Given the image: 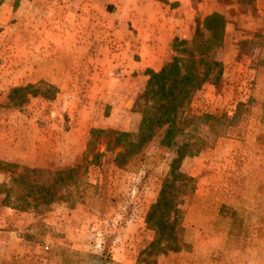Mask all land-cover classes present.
Masks as SVG:
<instances>
[{
  "label": "rangeland",
  "instance_id": "rangeland-1",
  "mask_svg": "<svg viewBox=\"0 0 264 264\" xmlns=\"http://www.w3.org/2000/svg\"><path fill=\"white\" fill-rule=\"evenodd\" d=\"M263 12L264 0H0V264H264ZM210 13L225 21L221 73L183 118L225 115L226 126L237 103L241 114L177 164L186 180L165 200L183 249L145 250L144 215L172 155L152 141L118 167V149L90 131L135 134L152 70L138 69L134 44L152 32L163 66ZM170 24L184 36L169 37ZM26 184L39 189L25 197L38 214L11 208Z\"/></svg>",
  "mask_w": 264,
  "mask_h": 264
},
{
  "label": "trees",
  "instance_id": "trees-1",
  "mask_svg": "<svg viewBox=\"0 0 264 264\" xmlns=\"http://www.w3.org/2000/svg\"><path fill=\"white\" fill-rule=\"evenodd\" d=\"M224 25V19L217 13H210L200 20H195L190 39L175 41L171 45L175 55L170 61L157 72H147L141 102L135 103L140 112L139 126L135 134L113 130L90 131L91 137L96 134L103 137L105 151L118 149L113 157V162L118 167L122 165L123 159L139 155L152 141H156L159 147L172 155L168 170L161 179L159 193L144 215L143 222L153 233L152 240L145 250L157 248L161 242L166 243L169 251L183 249L182 227L179 219L172 217L174 210H171V204L165 200L166 193L178 190L186 180L178 171L177 164L182 157L195 155L209 146L215 138L224 134L225 127L241 114L243 104L237 103L226 126L225 115L215 118L212 115L200 114L192 115L188 119L183 118L192 94L203 83L208 80L214 83L220 76L221 65L213 58V50L221 42ZM99 156L100 154L93 156L94 163ZM21 177L17 175L12 181H18ZM33 188L38 189L36 185L26 184L25 194H22L17 204L11 208L18 211L31 208L37 214L43 211L39 208L40 204L31 205L25 198ZM46 190L45 195L49 197L44 202H50L51 192L48 188ZM6 197L5 194L2 201H5ZM32 199L36 200L34 197ZM36 226H39L38 222Z\"/></svg>",
  "mask_w": 264,
  "mask_h": 264
},
{
  "label": "crops",
  "instance_id": "crops-1",
  "mask_svg": "<svg viewBox=\"0 0 264 264\" xmlns=\"http://www.w3.org/2000/svg\"><path fill=\"white\" fill-rule=\"evenodd\" d=\"M262 12H260L261 14ZM264 13V12H263ZM189 17H185V23L182 20H179V23H181V26L186 23H188ZM183 23V24H182ZM175 26H178V24H170L168 26H161L163 30H165L168 34V36H173V35H181L184 36L183 30L181 26L179 28H175ZM161 28L159 27L157 29V33L159 31L161 32ZM166 28V29H165ZM156 32V31H155ZM157 36L152 37V32L150 34V37H146V35L143 36V38L136 42L134 46L137 45V47L132 51V53H135L137 57L139 58V64H138V69H150L153 72L157 71L161 66L162 62L164 61V52H161V45L157 44ZM170 38H167L165 41V46H168ZM133 46V44H130ZM166 55V52H165ZM166 57V56H165ZM136 117V116H135ZM136 119V118H134ZM136 122V121H135ZM132 130V129H131ZM22 214V213H21Z\"/></svg>",
  "mask_w": 264,
  "mask_h": 264
}]
</instances>
